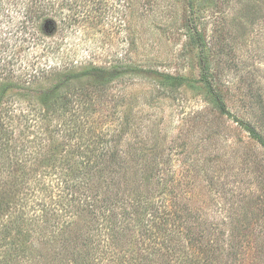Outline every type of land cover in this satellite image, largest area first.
Instances as JSON below:
<instances>
[{
    "label": "trees",
    "instance_id": "obj_1",
    "mask_svg": "<svg viewBox=\"0 0 264 264\" xmlns=\"http://www.w3.org/2000/svg\"><path fill=\"white\" fill-rule=\"evenodd\" d=\"M80 13L76 0H0V264H220L224 253L237 264L242 244L222 251L207 215L153 196L149 185L163 177L125 145L126 107L107 103L122 76L117 66L75 69L63 49L68 28L85 30ZM190 21L187 43L198 50L210 103L264 145L255 121L227 107ZM134 67L167 93L187 80Z\"/></svg>",
    "mask_w": 264,
    "mask_h": 264
},
{
    "label": "rangeland",
    "instance_id": "obj_2",
    "mask_svg": "<svg viewBox=\"0 0 264 264\" xmlns=\"http://www.w3.org/2000/svg\"><path fill=\"white\" fill-rule=\"evenodd\" d=\"M189 1L76 0L85 30L68 28L63 49L77 61L75 69L117 66L111 68L122 76L107 103L126 107L125 145L163 177L149 185L153 196L179 200L171 210L207 215L206 227L222 251L231 242L242 244L237 264H264V145L213 108L198 81V50L186 36L194 19L227 107L242 120L253 119L264 139V17H258L264 0H191L193 15ZM5 19L0 15V24ZM86 19L97 25L86 27ZM134 65L187 80L167 93ZM220 260L231 263L225 253Z\"/></svg>",
    "mask_w": 264,
    "mask_h": 264
}]
</instances>
